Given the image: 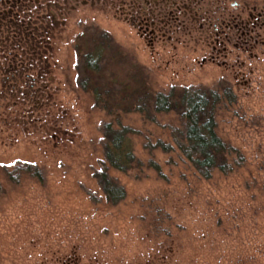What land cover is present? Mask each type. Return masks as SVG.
Instances as JSON below:
<instances>
[{
	"label": "rangeland",
	"instance_id": "obj_1",
	"mask_svg": "<svg viewBox=\"0 0 264 264\" xmlns=\"http://www.w3.org/2000/svg\"><path fill=\"white\" fill-rule=\"evenodd\" d=\"M95 29L109 33L125 58L116 67L121 83L111 88L115 98L135 103L140 95L146 103L145 87L150 93L233 87L239 101L220 112L218 130L246 165L205 181L176 149L172 131L182 124L175 113L150 121L147 112L121 111L144 166L111 171L127 198L103 207L92 174L103 163L101 125L116 120L83 92L79 83L86 78L77 79L72 48L75 35ZM44 42L49 76L36 85L47 86L44 104L0 102V166L34 162L45 175L43 188L26 179L17 186L6 182L0 264H264V0L1 4L5 52L25 58L42 51ZM29 74L36 77L37 70ZM157 141L172 151L146 148ZM150 159L159 170L145 166Z\"/></svg>",
	"mask_w": 264,
	"mask_h": 264
},
{
	"label": "trees",
	"instance_id": "obj_2",
	"mask_svg": "<svg viewBox=\"0 0 264 264\" xmlns=\"http://www.w3.org/2000/svg\"><path fill=\"white\" fill-rule=\"evenodd\" d=\"M2 3L5 4V0H0V6ZM229 27L228 22L225 28ZM93 31V35H89L88 30L81 35H75L72 48L76 58L77 79L80 81L82 75L86 78L85 82L78 81L83 92L91 97L95 108H100L107 117L115 116L116 120V125L113 122H104L101 125L100 143L103 163L102 167L92 174L101 191L103 207L109 209L117 207L127 198L125 187L112 177L110 172L127 174L144 166L136 158L129 139V135L134 132L120 122L121 111L147 112L144 115L150 121H154L155 116L159 114L175 113L182 124L181 130L172 131L176 149L205 181L211 180L214 173L226 177L246 165L241 150L224 139L218 130L220 112L236 105L239 101V96L233 87L218 83L211 89L172 87L167 93H150L144 86L143 96L147 97L148 101L146 103L140 95L133 99L135 103L127 102L123 95L121 99L115 98L112 96L111 88L121 83L116 67L125 58L121 48L115 44L109 33L97 29ZM42 47L43 56L42 51H38L25 58L15 51L5 52L4 48L0 47V102L23 100L21 103L28 102L33 108L44 104L43 99L48 95L47 86L43 84L44 86L36 87L38 81L49 76L46 75L49 64L48 57H45L48 55L45 42ZM32 70H37L36 77H30L29 72ZM146 148L151 151L154 149H161L163 152L172 151L170 145L161 141H157L154 145L147 144ZM145 166L159 170L152 159L148 160ZM23 179L33 181L42 188L45 186L44 172L34 162L23 163L14 169L0 166V197L6 194V182L17 186ZM90 198L97 204L101 202H98L94 196ZM166 236H173L170 228H166ZM69 264H79V262L74 260Z\"/></svg>",
	"mask_w": 264,
	"mask_h": 264
}]
</instances>
